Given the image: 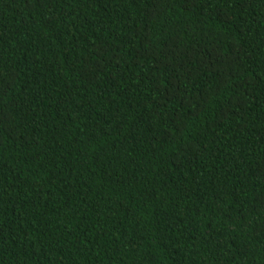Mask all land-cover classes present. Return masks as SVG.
Segmentation results:
<instances>
[{
	"label": "trees",
	"instance_id": "trees-1",
	"mask_svg": "<svg viewBox=\"0 0 264 264\" xmlns=\"http://www.w3.org/2000/svg\"><path fill=\"white\" fill-rule=\"evenodd\" d=\"M0 264H264V0H0Z\"/></svg>",
	"mask_w": 264,
	"mask_h": 264
}]
</instances>
